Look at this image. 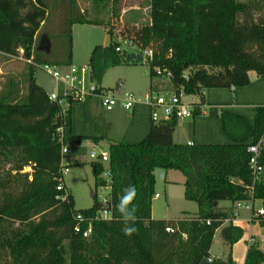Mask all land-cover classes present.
Returning a JSON list of instances; mask_svg holds the SVG:
<instances>
[{
	"label": "trees",
	"instance_id": "16d2710c",
	"mask_svg": "<svg viewBox=\"0 0 264 264\" xmlns=\"http://www.w3.org/2000/svg\"><path fill=\"white\" fill-rule=\"evenodd\" d=\"M125 1L92 0L91 9L83 10L78 0H0V56L23 49V57L31 60L21 84L10 78L0 92V264H202L212 256L217 230L230 218L218 201L260 199L264 206V172L254 182L248 150L264 139V104H259L253 122L239 113L221 114L228 143H177L176 117L153 122L140 143H112L108 167L114 216L93 222L88 238L75 231L74 212L89 215L99 203L94 195L91 208L76 210L65 183V189H58L62 145L99 143L103 137L72 135L62 142L58 129L71 126L72 104L59 114L61 106L36 80L37 68L45 64H72L75 24L103 25L109 35L108 44L93 48L88 64L100 84L108 67L137 61L126 49L117 51L120 39L132 42L140 54L152 51L151 78L155 66L169 68L177 92L183 87L187 94H198L201 104L206 89L247 86L251 71L264 76V0H147L148 20L124 25ZM55 14L58 22L46 34L45 50L40 33ZM195 106L194 117L201 113ZM260 163L264 167V148ZM91 166L97 188L106 183L100 177L106 165L94 160ZM158 167L184 174V196L198 204L197 215L153 218ZM129 186L136 189L130 205L136 220L127 225L136 229L131 236L125 235L117 208ZM258 218L264 228V215ZM258 218L253 211L252 221ZM244 234L242 224L226 227L230 250L211 264H236L232 246ZM246 264H264L257 240Z\"/></svg>",
	"mask_w": 264,
	"mask_h": 264
},
{
	"label": "rangeland",
	"instance_id": "374dc122",
	"mask_svg": "<svg viewBox=\"0 0 264 264\" xmlns=\"http://www.w3.org/2000/svg\"><path fill=\"white\" fill-rule=\"evenodd\" d=\"M124 9L121 13V23L124 25L133 24L136 21H147L149 18V8L147 7V0H129L125 1ZM79 6L83 10L91 9L92 0H78ZM58 16L55 14L51 16L50 20L45 24L44 29L40 33V47L47 50L49 47V40L47 33L53 30L57 25ZM73 56L72 64L78 66H85L89 64V59L93 48L96 45H105L110 41L109 35L103 25H94L86 23H78L73 26ZM120 46L126 49L129 54L137 49L129 47L127 40L120 39ZM28 61L23 57L21 53L13 56H0V92L5 87V84L10 78H16L21 82L23 72L26 69ZM158 77L154 76L151 78L150 75V60L144 56L141 60L130 61L126 64L112 65L107 68L102 79L101 85L106 88L116 89L119 85L120 80L123 82V87L126 92L137 93L135 90H142L143 94H136V100H143L144 95L151 87V79L157 80ZM37 82L44 86L51 92L55 88L54 79L47 74L42 67L37 68L36 71ZM165 82V86L168 90L177 91V88L169 78H162ZM21 84V83H20ZM25 88V87H24ZM184 93V100L186 102H198L200 103V95L198 94H187L183 87L180 88ZM208 89L204 91L206 93ZM25 92V89H24ZM170 91H161V93H167ZM121 103H119L120 105ZM127 113V111H124ZM254 113V112H253ZM255 115V113H254ZM193 121V117H189ZM225 143V142H224ZM227 143V142H226ZM108 147H97L93 146L89 140H86L83 146L76 148V153L79 157L80 162L73 163L70 166L69 173L64 175L65 186L71 191L74 198V207L76 210L91 208L96 198H93L92 192H95V175L91 162L94 160L90 157L93 151L100 152L102 149ZM107 167V165H106ZM27 168L26 171H29ZM168 171L174 177L181 176L184 174L175 169L166 170L158 167L155 170L156 193L160 194V198L154 197L152 214L155 219L165 218H179L182 217L184 212L194 214L199 210V206L195 201L187 200L184 196L185 186L184 184L176 183L170 186V178ZM170 188V192H168ZM230 201L221 200L217 202L219 206H230V208H219L220 210L226 211L230 214V218L227 219L225 225L219 228L216 232L214 243L212 246L213 252L218 254L220 257H226L229 250L230 244L226 240L224 235V229L230 224H237L234 222V218H250L252 211L259 210L263 205L262 200L257 199L254 202H248L247 206L241 202L238 208L233 207ZM254 204V206H253ZM240 212V216L235 215V211ZM256 222L260 225L259 218ZM243 238V237H242ZM241 238V239H242Z\"/></svg>",
	"mask_w": 264,
	"mask_h": 264
},
{
	"label": "crops",
	"instance_id": "0c3cea01",
	"mask_svg": "<svg viewBox=\"0 0 264 264\" xmlns=\"http://www.w3.org/2000/svg\"><path fill=\"white\" fill-rule=\"evenodd\" d=\"M250 79L251 83L243 87L210 88L204 93L205 99L203 104L199 103V101L192 102L195 105H200L199 108L201 109V113L195 117L193 116V121L189 118L179 120L174 131V141L177 143L194 142L196 144L230 142V139L222 127L221 114L224 112L239 113L253 122L256 105L264 104V76H259L255 71H251ZM108 89L120 93V96L126 92L121 80L116 89ZM150 89L156 90L160 93L161 91H170L167 92L168 94L174 92L168 90V87L165 86V82L161 77H158L157 80L151 79ZM46 90L49 92L48 89ZM135 92L137 93L131 94L136 99V94L141 96L145 90H135ZM145 95L144 101L138 100L132 111L125 110L121 104H118L113 110H106L102 106L99 98H95L85 103L76 102L72 104L71 107L72 124L71 126L62 128L63 136L85 135L103 137L99 143L89 140L93 146L101 148H109L112 143L119 142L140 143L146 138L153 124L151 109L146 103ZM124 111H127V113ZM83 144L72 147L73 163L80 162L76 153V148L83 146ZM167 174L170 178V186L175 185L176 183H185V176L181 178V176L174 174L176 176L174 177L170 174V171H168ZM168 192H170V188H168ZM231 205L238 208L239 202L232 203ZM217 207L221 209L230 208V206L219 205H217ZM262 207L264 206L261 205L259 209ZM198 211L194 214L184 212L182 217L197 215ZM236 212L237 215L240 216V212L238 210H236ZM254 212L256 213L257 210H254ZM255 216L258 218L257 215ZM256 220L252 221V213L250 218H234V222L242 224L245 229L243 238L232 246L233 257L236 264H246L247 253L250 247L249 240L251 237L255 241L257 240L260 249L264 252V228L259 225ZM223 225H225V223ZM211 254L214 257H220L213 252V249H211Z\"/></svg>",
	"mask_w": 264,
	"mask_h": 264
},
{
	"label": "built area",
	"instance_id": "2783aa9c",
	"mask_svg": "<svg viewBox=\"0 0 264 264\" xmlns=\"http://www.w3.org/2000/svg\"><path fill=\"white\" fill-rule=\"evenodd\" d=\"M129 47L136 49L137 47L130 41H127ZM123 48L121 46L117 47V51H121ZM24 52L23 49H20V53ZM138 53L137 51H133ZM142 57L146 56L149 60L152 58V51L146 49L141 54ZM28 62L31 60L26 59ZM42 69L49 74L55 81V88L49 92V97L52 101L57 102L61 106L59 114L63 115L70 103L74 104L76 102L85 103L91 101L95 98H99L102 106L106 110H113L119 103L127 111H132L137 100L131 93L125 92L120 96L118 92L114 90L103 87L99 82L91 76V67L89 65L78 66V65H67V66H56L51 64H45L42 66ZM153 74L156 77L169 78L172 80L173 73L167 67L155 66L152 70ZM151 73V71H150ZM118 94V95H117ZM146 103L151 109V117L153 122H160L165 119H170L176 117L179 120L184 118H189L194 116V111L196 109L195 104L191 102H186L184 100V93L180 92L173 93H160L156 90L150 89L145 95ZM62 128L58 129L60 134V140L62 142L64 139ZM188 144L193 145L194 142H189ZM264 148V139H261L259 142L250 144L248 150L253 154L250 160L252 172L254 175V182H256L260 175L264 172V167L260 163V155L262 149ZM73 151L72 146L64 144L62 145L61 152V165H62V179L60 180L59 190L65 189L64 187V175L69 173L70 166L73 164ZM90 157L93 160H101L107 167L100 175L106 183L101 184L95 190V196L97 202L99 203V208L91 213L85 214L83 212L76 211L74 212V217L77 221L75 226V231L77 233H82V235L88 238L93 229V222L95 221H108L106 220L105 214L114 216V203L112 197V183H111V171L108 167V162L110 159L108 149H102L99 153L93 151L90 154ZM155 197L160 198V194L157 193ZM246 206L248 202H242ZM241 202H239V205ZM235 215L237 212L235 211ZM255 215L262 216L264 215V207L259 209ZM84 223H87V228H84ZM167 231H174L173 228H166ZM255 240L251 237L249 240V245H251ZM210 263L214 260V256L206 259Z\"/></svg>",
	"mask_w": 264,
	"mask_h": 264
},
{
	"label": "clouds",
	"instance_id": "9594fccd",
	"mask_svg": "<svg viewBox=\"0 0 264 264\" xmlns=\"http://www.w3.org/2000/svg\"><path fill=\"white\" fill-rule=\"evenodd\" d=\"M136 197V189L134 186H129L128 188L124 189V194L120 198V202L117 205L118 211L120 213L121 219L125 224V235L131 236L136 229L134 227H128L127 225L130 222H135L136 216H135V207H130L132 202L134 201ZM106 220H111L112 217L105 214L104 217Z\"/></svg>",
	"mask_w": 264,
	"mask_h": 264
},
{
	"label": "water",
	"instance_id": "95a60500",
	"mask_svg": "<svg viewBox=\"0 0 264 264\" xmlns=\"http://www.w3.org/2000/svg\"><path fill=\"white\" fill-rule=\"evenodd\" d=\"M131 58L133 59H136V60H141L143 57L140 53H136V52H133L131 54ZM201 69H203V67H201ZM185 77L188 79L189 78V74L187 72H185ZM95 193L92 192V196L94 197ZM202 264H211L209 261H207L206 259H204L202 261Z\"/></svg>",
	"mask_w": 264,
	"mask_h": 264
}]
</instances>
